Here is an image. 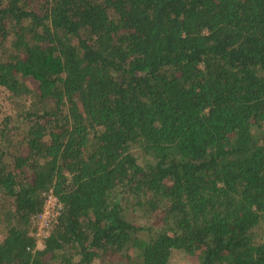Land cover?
Listing matches in <instances>:
<instances>
[{
	"label": "trees",
	"instance_id": "trees-1",
	"mask_svg": "<svg viewBox=\"0 0 264 264\" xmlns=\"http://www.w3.org/2000/svg\"><path fill=\"white\" fill-rule=\"evenodd\" d=\"M0 87V264H264V0H0Z\"/></svg>",
	"mask_w": 264,
	"mask_h": 264
},
{
	"label": "rangeland",
	"instance_id": "rangeland-1",
	"mask_svg": "<svg viewBox=\"0 0 264 264\" xmlns=\"http://www.w3.org/2000/svg\"><path fill=\"white\" fill-rule=\"evenodd\" d=\"M22 105V103H21ZM17 107L18 102L11 99L10 95L3 90V88L0 87V122L2 121L3 117L7 114L15 115L14 119H18L17 115ZM23 108V107H22ZM15 123V122H14ZM137 156L140 161H145V158L143 157V153L137 151ZM1 199V197H0ZM132 217L137 220L138 223L152 226L155 230L162 229L163 223L157 222L156 215L150 214L148 216L143 215L140 211L135 212ZM261 232L264 236V222L261 225ZM39 248V245H38ZM44 248V245L40 246V249ZM170 264H197V262L192 259H190L189 256H187L186 253H184L181 250H175L173 252Z\"/></svg>",
	"mask_w": 264,
	"mask_h": 264
},
{
	"label": "built area",
	"instance_id": "built-area-1",
	"mask_svg": "<svg viewBox=\"0 0 264 264\" xmlns=\"http://www.w3.org/2000/svg\"><path fill=\"white\" fill-rule=\"evenodd\" d=\"M63 210V203L53 193L48 192L45 196V202L42 212L34 219L35 228L30 235L36 240V248L44 245L45 241L50 237L54 226L58 223Z\"/></svg>",
	"mask_w": 264,
	"mask_h": 264
}]
</instances>
